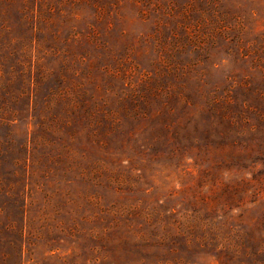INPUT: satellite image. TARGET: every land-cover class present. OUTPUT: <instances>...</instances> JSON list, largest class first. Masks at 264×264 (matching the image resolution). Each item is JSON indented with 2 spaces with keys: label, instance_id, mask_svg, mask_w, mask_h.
<instances>
[{
  "label": "rangeland",
  "instance_id": "rangeland-1",
  "mask_svg": "<svg viewBox=\"0 0 264 264\" xmlns=\"http://www.w3.org/2000/svg\"><path fill=\"white\" fill-rule=\"evenodd\" d=\"M0 264H264V0H0Z\"/></svg>",
  "mask_w": 264,
  "mask_h": 264
}]
</instances>
